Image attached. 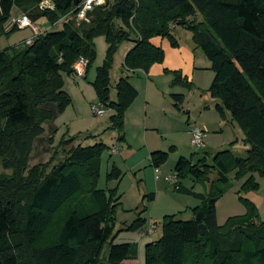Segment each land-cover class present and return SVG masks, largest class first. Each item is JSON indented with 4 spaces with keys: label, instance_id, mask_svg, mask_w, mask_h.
Listing matches in <instances>:
<instances>
[{
    "label": "trees",
    "instance_id": "1",
    "mask_svg": "<svg viewBox=\"0 0 264 264\" xmlns=\"http://www.w3.org/2000/svg\"><path fill=\"white\" fill-rule=\"evenodd\" d=\"M76 1L0 0V38L20 30L17 24L5 29L14 9L32 22L45 18L56 26L66 20L61 30L39 34L24 48L0 50V162L12 171L0 175V264H134L136 246L114 241L118 232L138 230L143 222L138 219L116 232L117 190L97 188L100 159L108 148L103 143L83 146L80 141L92 136L81 139L78 134L62 138L44 164L30 167V157L44 125L71 103L64 77L75 75L80 58L86 59L88 73L96 59L94 40L101 36L106 57L91 85L98 102L115 113L108 130L124 142L125 114L138 92L128 77L112 86L115 55L123 43H134L123 70L147 72L164 62L163 49L151 40L167 39L177 48L176 28L190 32L210 62L214 78L208 93L217 102L215 110L241 128L249 149L243 157L221 152L211 167L202 160L194 163L193 157L179 158L175 190H182L179 181L187 177L210 189L191 209L190 219L164 217L160 240L145 247L144 264H264V222L253 203L241 198L246 214L231 218L225 228L216 217L221 186L229 183L228 165L236 170L235 179L245 178L241 191H255L254 174L264 176V0H105L88 13L90 23L79 27L69 19L82 3L75 6ZM44 2L51 7L41 8ZM172 75V87L192 88L180 73ZM171 99L182 111L185 97L173 94ZM149 160L159 170L168 154L152 152ZM214 171L215 180L210 177ZM108 178L120 180L121 172L113 168ZM147 200L154 202L155 195Z\"/></svg>",
    "mask_w": 264,
    "mask_h": 264
},
{
    "label": "rangeland",
    "instance_id": "2",
    "mask_svg": "<svg viewBox=\"0 0 264 264\" xmlns=\"http://www.w3.org/2000/svg\"><path fill=\"white\" fill-rule=\"evenodd\" d=\"M103 2L105 3V0ZM40 7L46 9L51 6L44 2ZM22 17L27 16L14 9L5 29L7 31L12 29L15 25L14 21ZM69 19L73 20L76 27L83 24L77 22L73 17ZM28 20L32 27L14 31L8 37L0 38V50L10 47L24 48L25 42L34 39L39 34L46 31L61 30L63 22L66 21L61 20L56 26H52L47 19L43 18L33 26V22L29 18ZM188 33L191 35L190 32ZM94 45L96 59L91 64L88 75L85 74L82 78L76 75L64 77V92L70 97L71 103L61 115L49 123L56 130V133L50 136L51 142L48 133L40 142H36L29 164L33 166L48 162L64 137L72 138L78 134H87L84 136L91 135L92 138L81 140L83 146L103 143L108 149L103 152L100 159V176L97 181V188L105 191L117 190L120 209L116 213V232L138 219L143 222V227L138 230L118 232L114 244L129 243L136 246L137 262H133L144 264L145 247L160 240L164 217L176 215L181 220L190 219L191 209L200 205V196L207 194L210 189V184L197 182L187 177L179 181L182 190L177 192L175 185L168 182L166 178L174 175V168L179 158L191 159L193 157L194 163L202 160L211 167L214 165V158L217 154L228 151L230 155L243 157L249 148L244 145L243 131L235 122L232 121L231 123L230 117L227 116L225 120L214 110L205 109V106L211 108L212 105L209 104L212 99L208 90H205L211 83V75H213L212 72L205 70L198 74L199 84L198 81L195 82L200 90L187 87L168 89L166 96L169 99H171V94L183 93L185 96L182 111L173 108L170 111L153 108L149 110V116L146 119L144 112H142L139 125L140 132H136L134 137L131 134L128 135L131 128H129L128 133L125 127V141L119 142L117 132L108 130L113 111L103 108L105 114L101 118L92 114V106H101L91 84L95 81L97 70L103 65L106 57L107 43L105 37H97L94 40ZM208 64L204 56L198 57L197 65L203 67ZM116 71L113 69L114 73L111 72L112 86H114L112 82L116 76ZM114 92L115 89L112 88L111 96L113 98ZM146 121L147 125L145 124ZM146 127H148V132L145 134ZM191 128H201L206 133L203 149L196 150L192 146ZM75 144L77 145V143L73 145ZM70 147L68 146L66 150ZM150 148L154 152L162 151L168 154L167 162L159 168L158 179L155 175V169L150 164ZM57 154L62 157L61 149ZM228 166L229 183L221 186L224 188V195L216 206L218 226L225 228L231 218L246 214V207L241 198L254 204L259 215V221L264 222V176L259 173L254 174V181L258 185L255 191H241L245 178L235 179L236 170L232 168L231 164ZM113 168L121 172L120 180L107 179V175L111 173ZM0 175H12L11 170L3 169L1 162ZM210 177L215 180L217 173L214 171ZM152 194L155 195V200L149 202L147 197ZM84 206L86 207L87 204ZM142 233L143 238L140 237ZM107 252L106 246L103 255H106Z\"/></svg>",
    "mask_w": 264,
    "mask_h": 264
},
{
    "label": "crops",
    "instance_id": "3",
    "mask_svg": "<svg viewBox=\"0 0 264 264\" xmlns=\"http://www.w3.org/2000/svg\"><path fill=\"white\" fill-rule=\"evenodd\" d=\"M16 10V9H15ZM14 12V11H13ZM12 12V13H13ZM40 20L33 22V26H35L36 23L40 22ZM28 29V28H25ZM20 29V30H25ZM181 30V31H179ZM183 30V31H182ZM174 38L178 42V47L173 48L171 47L169 41L167 39H163L160 37L153 38L151 40L152 44L160 47L164 51V62L162 64H155L150 67V69L147 72L144 71H124L123 65L124 60L127 55V53L135 46L132 42H125L123 43L114 58V64L113 69L116 71V76L113 80V85H115L121 77H128L130 84L135 88V90L138 92V97L135 100V102L132 104V106L127 110L125 114V120H124V128L131 132L128 135H133L135 137L136 132L139 131V125L141 122V115L142 112L145 114V119L148 118V112L149 110L156 108V109H165V111H170V109L174 108V102L172 99H169L166 94L168 93V89L170 88H179L181 86L172 87L171 83L174 79L172 73L178 72L181 74V77L183 79H186L187 82L192 84V87L194 85L193 90L199 89V86L195 84L196 81H198L199 84V77L198 74L202 72V70H205L206 72H212L211 71V64L205 66H199L197 65L198 57L202 58L204 54L202 51L195 46V44L192 41V36L188 33V31L182 29V28H176L172 32ZM205 57V56H204ZM112 69V73L113 72ZM168 72V73H166ZM213 74V72H212ZM88 75V73H87ZM82 78V77H81ZM214 74L211 75V83L213 81ZM197 79V80H196ZM211 83L207 86V91L211 85ZM114 89V88H113ZM113 91V90H112ZM171 94V93H170ZM173 95V94H171ZM180 95H183L180 94ZM184 96V95H183ZM185 97V96H184ZM211 98V97H210ZM112 100L116 99V92H114V98L111 96ZM212 99V98H211ZM169 102V104H168ZM210 107H206L205 109H211L215 110L216 101L212 99V101H209ZM185 103V102H184ZM184 106V105H183ZM176 110V109H175ZM183 110V109H182ZM178 111V110H177ZM115 113L113 112V115ZM112 115V116H113ZM229 118V116H228ZM232 123V122H231ZM147 125V121L145 122ZM205 127V126H204ZM129 128H131L129 130ZM45 133L42 135L36 142H40L46 133L50 135V133L53 130V127L51 124H45L44 125ZM201 129V128H200ZM148 132V127H146V132ZM191 134V130H190ZM81 139L85 138L84 135L87 134H81ZM36 145V143H35ZM34 145V148H35ZM76 146V145H75ZM150 154L154 152L151 148L149 149ZM34 152V149H33ZM33 152L31 154L30 159L32 158ZM149 154V155H150ZM41 164V163H38ZM37 165V164H36ZM35 166V165H33ZM32 167V166H30ZM218 204V203H217ZM141 238H143V233L140 235ZM137 262V261H136ZM134 264H138V263Z\"/></svg>",
    "mask_w": 264,
    "mask_h": 264
},
{
    "label": "built area",
    "instance_id": "4",
    "mask_svg": "<svg viewBox=\"0 0 264 264\" xmlns=\"http://www.w3.org/2000/svg\"><path fill=\"white\" fill-rule=\"evenodd\" d=\"M104 0H83L82 3L77 7V14L75 15V19L78 22H82L85 24L90 23V18L88 13H90L95 7L101 6ZM14 24H17L20 29L30 28L32 24L28 20L27 17H22L17 21H14ZM32 40L27 41V44H31ZM87 66V61L84 58H80L74 65L75 75L78 77H83L85 75V70ZM92 114L95 117H103L104 116V107L101 106H92ZM206 137V133L200 128H191V144L196 150H201L204 148V139ZM156 178H159V170H155ZM166 180L175 186L177 185V179L175 175H171Z\"/></svg>",
    "mask_w": 264,
    "mask_h": 264
},
{
    "label": "water",
    "instance_id": "5",
    "mask_svg": "<svg viewBox=\"0 0 264 264\" xmlns=\"http://www.w3.org/2000/svg\"><path fill=\"white\" fill-rule=\"evenodd\" d=\"M81 1H83V0H78V1H76L74 5H75V6H78L79 3H80Z\"/></svg>",
    "mask_w": 264,
    "mask_h": 264
}]
</instances>
